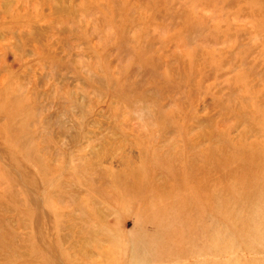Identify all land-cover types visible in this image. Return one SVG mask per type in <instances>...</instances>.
<instances>
[{"label":"rangeland","instance_id":"rangeland-1","mask_svg":"<svg viewBox=\"0 0 264 264\" xmlns=\"http://www.w3.org/2000/svg\"><path fill=\"white\" fill-rule=\"evenodd\" d=\"M0 264H264V0H0Z\"/></svg>","mask_w":264,"mask_h":264}]
</instances>
